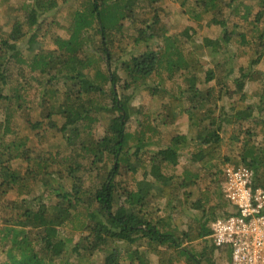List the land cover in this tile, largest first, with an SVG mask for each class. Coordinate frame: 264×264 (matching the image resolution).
<instances>
[{
  "label": "trees",
  "instance_id": "1",
  "mask_svg": "<svg viewBox=\"0 0 264 264\" xmlns=\"http://www.w3.org/2000/svg\"><path fill=\"white\" fill-rule=\"evenodd\" d=\"M174 1L173 26L190 22L179 30L163 23L159 0H29L12 10L7 31L0 25V112L18 113L39 137L59 135L45 148L3 143L17 124L0 122V264H95L98 253L101 264H203L216 249L211 222L232 210L225 165L248 168L264 188V0L242 14L240 0ZM202 26L221 31L199 40ZM204 49L222 59L205 65ZM94 56L105 73L93 70ZM33 87L30 101L23 92ZM141 88L152 110L130 103ZM181 116L192 131L163 143L158 129ZM132 119L140 130L130 143ZM190 144V169L169 172ZM36 186L48 196L29 197ZM14 190L25 193L18 202L5 197ZM71 223L76 240L63 235ZM202 241L200 252L190 248Z\"/></svg>",
  "mask_w": 264,
  "mask_h": 264
},
{
  "label": "rangeland",
  "instance_id": "2",
  "mask_svg": "<svg viewBox=\"0 0 264 264\" xmlns=\"http://www.w3.org/2000/svg\"><path fill=\"white\" fill-rule=\"evenodd\" d=\"M24 1H29V0H9L8 4H3L0 5V25L2 26L3 32L7 31L8 26H9V22L11 20V18L13 17V15L15 14L14 11H12L14 8H17L20 6V4H22ZM257 0H240V3L238 4L237 10L240 14H242L243 12H245L247 9L250 10L253 6V4L256 3ZM158 4L161 6V8H164L165 11L168 12V14L163 18V23L168 25V27H171L172 29H176L179 30L181 28H183L184 24L186 22H188V19L186 17H183L179 22H176L173 26V22H174V16H175V12L174 10H176L179 7L178 2L174 1V0H159ZM146 7V6H145ZM225 13L228 15V8H224ZM58 15L59 18L63 19V13H56ZM229 24H232V22H241V26L244 27L247 23L244 21L239 20V16H230V18H228ZM190 23V22H188ZM221 31V27L219 26H211V27H205L202 26L200 28H198L197 32H196V36L199 38V40L201 38H203L204 36H209V37H217L219 35ZM19 46L20 48H22V53L25 56L27 54V45L25 41H21L19 42ZM234 48V46L232 47ZM201 55V59L204 62L205 65L214 62L217 59H222V55L221 54V50H218L217 52L215 51H208V49H204L203 52H199ZM243 56V54H240L238 57ZM236 57V55H235ZM237 57V58H238ZM126 58V56L124 57ZM235 59V66H237V62L241 61V62H245L246 60V56L241 57L240 59ZM94 62H95V66L93 68V70H95V68L100 69L103 73L106 72V68L108 67L107 64L105 63V61L103 60V58L100 60L98 57L94 56ZM234 61V60H233ZM234 64V62H233ZM259 68H264V62L263 64L259 65ZM110 69H112V67H110ZM164 76H161V80L163 79ZM156 80H159L158 78H156ZM160 81V80H159ZM163 84L165 87L170 88L173 84V82L167 81V80H163ZM252 87H254L252 85ZM23 95L25 96V98L27 100L32 101L33 99H36V92L34 87L33 88H27L24 92ZM130 103L133 106H143V112H146L147 110H152V108L154 107V103L151 99V96L148 92V90L146 88H141L139 90H135V92L130 93V95L128 96ZM98 102H104V98L103 97H99ZM34 105V108L32 110H30L31 116L34 117V119H37L39 117L40 112H42V110L36 106V103L31 102ZM31 104V106H32ZM18 114V113H17ZM16 114V116L14 115V113L11 114V116H8V114H5L3 112H0V122L4 121V122H9L11 119H14V122L17 124L16 126V130L18 132V134L15 133H10L8 135H6L3 138V143L7 142L9 143L10 141L14 140V141H20V140H25V142L27 143L28 146H32V147H38V148H45L49 146V144L51 142H58L59 140V135H57V132L55 130H49L47 131H42L43 135L42 137H39L41 135H36V132L38 130H30V128L28 127V125L26 124V122ZM6 124V123H5ZM129 130L132 134H134V138L130 139V143L135 141L136 135H138V131L140 130L137 121H135L134 119H132L129 122ZM226 128V127H225ZM44 130V129H43ZM160 131L159 133H156L157 136H161L163 143H167V141L169 140L170 136L175 135L176 133H181V134H189L192 129L191 127H189L188 125V120L186 116H181L177 119V121L174 123V125L172 127H169L167 129H163L160 128L158 129ZM229 130H230V126H227V128L224 131V143L227 140V136L229 135ZM101 132V127L98 126L97 127V133L99 134ZM35 134V135H34ZM149 133L146 134V136H148ZM23 147H21L22 149ZM224 148H226L224 146ZM194 146L193 145H188L187 148H185L184 150H181V156L179 158V160L177 161V164L172 167H169V172H173L175 174H182V172H184V170H188L190 169V162H189V152L190 150H193ZM228 164V163H227ZM229 164H231L229 162ZM15 167L20 168L21 166H23V162H21L19 159L18 161H16L14 163ZM234 165V164H233ZM137 178H139L140 176L137 175ZM205 183H203V185L201 184V187L204 188L205 187ZM39 187L41 186H36V188L33 190L34 192L30 193L29 197L31 196H35L38 194H43L44 196L47 195L46 191L43 190V188L41 187V189H39ZM43 190V191H42ZM42 191V192H41ZM25 196V193H19V191H10L9 193H7L5 195V197H7V199L9 200H15L16 202H18L19 200H21L22 197ZM48 196V195H47ZM46 198V197H44ZM223 202H226L225 199H223ZM227 203V202H226ZM231 206V204H230ZM169 208L167 206H163L161 204V213H168L169 212ZM232 209V208H231ZM5 211V210H4ZM8 214V210L6 211ZM8 214L6 216H8ZM78 222H81V219L79 221H76L75 224L77 225ZM76 225L68 224L64 227L63 231V235L67 238H72L73 240L77 239V230L74 229V227H77ZM2 226H4L3 224H0V228H2ZM1 235V233H0ZM0 243H2L0 241ZM204 246V242H196L194 245H192V247H190L192 250H194V252H200L202 250V247ZM212 257L205 263L203 264H226L228 256H229V251L227 248H217L215 249V251H213L212 253ZM2 258V256H0V259ZM102 259H103V254L102 253H98L95 255L94 257V261L95 264H101L102 263ZM173 264H186V262L182 259H178L175 260Z\"/></svg>",
  "mask_w": 264,
  "mask_h": 264
},
{
  "label": "built area",
  "instance_id": "3",
  "mask_svg": "<svg viewBox=\"0 0 264 264\" xmlns=\"http://www.w3.org/2000/svg\"><path fill=\"white\" fill-rule=\"evenodd\" d=\"M223 173L222 193L232 210L211 222L212 243L228 249L227 264H264V188L253 186L246 167L228 163Z\"/></svg>",
  "mask_w": 264,
  "mask_h": 264
},
{
  "label": "crops",
  "instance_id": "4",
  "mask_svg": "<svg viewBox=\"0 0 264 264\" xmlns=\"http://www.w3.org/2000/svg\"><path fill=\"white\" fill-rule=\"evenodd\" d=\"M229 262V256H228V259H227V262H226V264Z\"/></svg>",
  "mask_w": 264,
  "mask_h": 264
}]
</instances>
